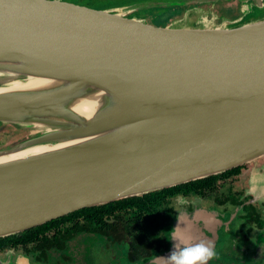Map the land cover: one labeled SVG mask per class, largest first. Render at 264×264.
I'll return each mask as SVG.
<instances>
[{"label":"water","instance_id":"water-1","mask_svg":"<svg viewBox=\"0 0 264 264\" xmlns=\"http://www.w3.org/2000/svg\"><path fill=\"white\" fill-rule=\"evenodd\" d=\"M130 5L0 0V122L32 131L0 157L47 146L0 161V237L264 159V18L154 27Z\"/></svg>","mask_w":264,"mask_h":264},{"label":"flooded vegetation","instance_id":"flooded-vegetation-1","mask_svg":"<svg viewBox=\"0 0 264 264\" xmlns=\"http://www.w3.org/2000/svg\"><path fill=\"white\" fill-rule=\"evenodd\" d=\"M162 1L178 4L156 6ZM140 2H149V6L124 16L154 27H165L192 8L207 12L202 20L212 19L221 25L236 19L249 22L264 18V0L260 4L254 0H135L107 8ZM157 7L168 10L158 13ZM158 15H167L168 19L157 22L161 18ZM263 160L258 159L255 167ZM251 164L166 196L159 216L146 220L143 234L135 232V225L132 233H126L121 226L102 229L87 226V219H67L41 229L42 232L0 243V260L2 264H154L157 257L173 248L174 242L168 236L174 223H178L177 213L182 211L195 225L197 236L210 239L215 245L216 255L208 264H264V199L249 194L254 168Z\"/></svg>","mask_w":264,"mask_h":264},{"label":"trees","instance_id":"trees-1","mask_svg":"<svg viewBox=\"0 0 264 264\" xmlns=\"http://www.w3.org/2000/svg\"><path fill=\"white\" fill-rule=\"evenodd\" d=\"M97 3L96 8H107L112 6H119L126 3L133 2L135 0H90ZM138 1V0H136ZM157 11L168 10V7H157ZM240 166L228 170L227 173L237 172ZM216 175L209 176L203 179H197L181 185L163 188L160 190L145 193L139 196L126 197L118 200H114L109 203L93 205L85 207L74 212L68 213L59 218L48 221L42 225L35 226L19 234L10 235L0 238V243L13 240L28 234L42 232L41 229L47 226L55 225L65 220H72L74 218L87 219L85 223L87 226H92L102 229L105 226H121L125 232L132 233L131 227L135 225L136 233H144L147 230V222L149 216L151 218H157L160 210L163 208L164 198L175 194L177 191L182 189L190 190V188L200 185L206 180L213 179ZM94 220V221H91Z\"/></svg>","mask_w":264,"mask_h":264},{"label":"clouds","instance_id":"clouds-1","mask_svg":"<svg viewBox=\"0 0 264 264\" xmlns=\"http://www.w3.org/2000/svg\"><path fill=\"white\" fill-rule=\"evenodd\" d=\"M258 176L254 172L250 181L249 194L257 198L264 193L258 192ZM178 225L169 232L168 239L174 242L173 251L168 257H157L154 264H208L215 255L212 240L199 238L195 225L189 222L182 211L177 213Z\"/></svg>","mask_w":264,"mask_h":264},{"label":"rangeland","instance_id":"rangeland-1","mask_svg":"<svg viewBox=\"0 0 264 264\" xmlns=\"http://www.w3.org/2000/svg\"><path fill=\"white\" fill-rule=\"evenodd\" d=\"M68 2H72L75 3L77 5H84L90 8H96L97 7V3L90 1V0H67ZM130 5V4H129ZM146 6V4H141L140 7H133L132 5L124 7V8H120L121 12L123 14H129L134 10H138L141 9L142 7L144 8ZM158 13H163L167 12V10H161V11H157ZM207 12L201 11V9H188L183 15H181L180 17L175 18L174 20L171 21V23L175 24V26H180V25H184L186 24L187 26H192L193 24L197 23H203L209 26H217V25H221L214 22L212 19H208V20H202V16H206ZM161 17L157 20V22L160 21H164L167 20L168 17L167 15H158V17ZM185 16V17H184ZM32 131L28 130V129H17L9 124H0V149L6 147L7 145L18 141L20 139H22L23 137H26L27 135H29ZM258 162V161H257ZM257 162L255 164H251V166H256ZM93 252L96 251V249L93 247L92 248ZM0 264H2V261L0 260Z\"/></svg>","mask_w":264,"mask_h":264},{"label":"bare ground","instance_id":"bare-ground-1","mask_svg":"<svg viewBox=\"0 0 264 264\" xmlns=\"http://www.w3.org/2000/svg\"><path fill=\"white\" fill-rule=\"evenodd\" d=\"M44 148H47V146H37V147L28 148V149H25V150H22V151H19L17 153H13V154H10V155H7V156H1L0 157V161L8 160L10 158H13V157H16V156H21V155H24V154L36 152V151L42 150Z\"/></svg>","mask_w":264,"mask_h":264}]
</instances>
